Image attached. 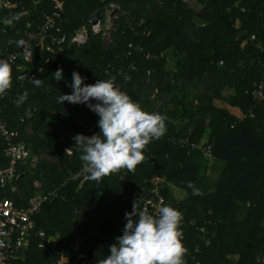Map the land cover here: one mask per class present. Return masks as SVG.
Returning <instances> with one entry per match:
<instances>
[{"label":"trees","instance_id":"16d2710c","mask_svg":"<svg viewBox=\"0 0 264 264\" xmlns=\"http://www.w3.org/2000/svg\"><path fill=\"white\" fill-rule=\"evenodd\" d=\"M13 1L30 8V19L41 24L57 0ZM188 1L64 0L63 41L48 61L39 60L43 70L35 79L42 80L41 87L33 85V78L21 84L12 76L2 102L3 119L35 153L55 160L40 161L32 172L20 167L16 185L28 198L35 193L33 180L40 179L46 188L65 183L59 197L46 202L35 217L16 264H102L109 246L123 234L125 214L134 205L138 214L144 213L140 199L156 175L166 178V205L183 215L186 264H264V96L253 95L257 82L264 80V0H195L200 14ZM111 4L117 5L118 15L108 46L103 32L91 33L82 45L71 43L98 11L105 21ZM27 22L3 24L0 50L27 41ZM172 47L182 56L176 71L167 68L164 54ZM58 69L64 76L59 82L53 77ZM73 71L87 77V84L114 76L116 86L144 110L167 117L166 134L149 143L134 172L121 169L82 187L80 178H70L82 169V146L70 160L60 135L100 132L92 129L99 116L87 106L57 102L71 94ZM25 91L28 99L18 107L15 100ZM216 100L238 108L244 118L218 108ZM208 128L203 145L212 146L221 167L216 181L204 189L210 160L202 149L187 144H201ZM0 165H9L1 137ZM172 186L186 190L187 197L176 198ZM0 195L16 198L4 189ZM92 221L97 232L89 234Z\"/></svg>","mask_w":264,"mask_h":264},{"label":"clouds","instance_id":"9594fccd","mask_svg":"<svg viewBox=\"0 0 264 264\" xmlns=\"http://www.w3.org/2000/svg\"><path fill=\"white\" fill-rule=\"evenodd\" d=\"M16 43L19 46L23 41ZM53 77L57 82L63 80V69H58ZM86 79L73 71L68 85L71 94L59 96L57 102L83 104L100 117L98 134H77L74 137L77 146H82L80 160L82 171L87 174L86 179L100 183L104 177L121 169L134 172L145 160L149 143L166 134L167 117L144 110L116 86L114 76L106 80L98 79L95 84L85 83ZM124 79L130 77L125 75ZM41 81L32 79L35 87H41ZM11 83L9 64L0 63V96L10 89ZM28 95L27 91L19 95L15 104L18 107L23 105ZM188 186L193 187L191 182ZM125 219L123 234L109 246L110 255L102 264H186L187 250L181 231L183 215L179 210L164 205L158 208V215L150 214L147 209L138 214L134 205L133 211L125 214Z\"/></svg>","mask_w":264,"mask_h":264},{"label":"built area","instance_id":"2783aa9c","mask_svg":"<svg viewBox=\"0 0 264 264\" xmlns=\"http://www.w3.org/2000/svg\"><path fill=\"white\" fill-rule=\"evenodd\" d=\"M40 1L36 0L35 4ZM116 7V4H111L110 8L108 7L105 20L107 25H115ZM63 11L64 0H57L51 13H43V22L40 24L35 19H30L32 16L30 8L19 7L13 0H0V30L8 20L13 23L28 20L26 24L27 41L17 49L0 50V63L9 64L11 75L16 77V81L19 83L24 84L28 79L35 78L39 71L43 70V65L39 63V60L46 59L48 61L54 48L61 45L63 41L60 36ZM105 21L100 19L97 24L82 27L76 32L71 43L78 45L86 43L91 33L102 32V24ZM255 39L256 36L251 37V40ZM7 93L8 91L0 96V137L5 144V155L9 160V165H0V191L2 189L9 190L16 195V198L0 195V264H16V260L23 253L35 228V217L40 214L46 202L59 197L65 183L46 188L44 182L36 179L32 182L35 193L28 198L22 196L21 190L16 185V181L20 177L19 168L25 166L27 171L32 172V169L45 159L42 154L35 153L25 141L19 139L18 132L10 129L3 119L2 102ZM253 95L255 99L264 96V80L257 82ZM251 116L254 114L251 113ZM92 129L100 131L98 121ZM75 136L68 132H64L60 136V142L65 145L70 160H73L75 152L80 150L74 140ZM187 146H190L191 149H202L207 159L213 157L211 145L192 143ZM86 175L81 169L70 178H80V187H82L88 181ZM165 184L164 176L156 175L150 180L149 186L145 188L144 197L140 199L143 211L147 209L149 213L158 215V208L167 204L163 194ZM77 213L83 215L80 210H77ZM91 224L93 226L88 229L89 234L97 232L93 221Z\"/></svg>","mask_w":264,"mask_h":264},{"label":"rangeland","instance_id":"374dc122","mask_svg":"<svg viewBox=\"0 0 264 264\" xmlns=\"http://www.w3.org/2000/svg\"><path fill=\"white\" fill-rule=\"evenodd\" d=\"M188 5L192 9H194L197 13H199V14L201 13V9L202 8L200 7V5L195 0L194 1L193 0H189L188 1ZM110 6H109V8H110ZM117 15L115 14V18L117 17ZM106 16H107V12H106ZM102 25H103L102 32L104 34V42H105V45L108 46L110 44L111 40H112V32L115 30V25H107V21L103 22ZM164 54L167 57V66H168V68L169 69H175V68H177L178 67V61L181 60V58H182L181 54L178 53V50L176 48L172 47L169 50H167ZM154 94L155 93H152L151 96L153 97ZM215 104H216V106L218 108H220L222 110L231 109L232 111H234L233 110V107L230 106L226 101L216 100L215 101ZM157 105L160 106L161 105V102L159 101ZM235 111H237V110L235 109ZM238 116L240 117V119H243L244 118V115L241 112L238 113ZM42 156L47 161H55L54 160V157L48 155L47 153H42ZM218 174H217V176H218Z\"/></svg>","mask_w":264,"mask_h":264},{"label":"crops","instance_id":"0c3cea01","mask_svg":"<svg viewBox=\"0 0 264 264\" xmlns=\"http://www.w3.org/2000/svg\"><path fill=\"white\" fill-rule=\"evenodd\" d=\"M167 68H168V66H167ZM169 70L176 71L177 68H175V69H169ZM235 109L237 111H235ZM233 110L234 111H232V112H234V114H237L238 115L239 109L236 108V107L235 108L233 107ZM183 122L184 121H182V120L177 121V123H180V124L183 123ZM210 133H211V128H208L207 131H206V135H205V137H204L201 145L207 143V139H208ZM214 163H215V165H214ZM216 165H217V167H216ZM220 167H221V164L215 162V159L212 157L210 159V166H209V168L206 171V176L208 177V179H207L206 184L203 186L204 189H207L209 186L211 187V184L216 181V179L218 177L217 174L220 173ZM171 190H172V193L175 195V197L178 198V199H180V200H183V199H185L187 197V191L184 190V189H181V188L173 187L172 186L171 187Z\"/></svg>","mask_w":264,"mask_h":264},{"label":"water","instance_id":"95a60500","mask_svg":"<svg viewBox=\"0 0 264 264\" xmlns=\"http://www.w3.org/2000/svg\"><path fill=\"white\" fill-rule=\"evenodd\" d=\"M101 16H102V12L98 11L97 13L91 16L89 23L92 25L97 24L98 21L101 19Z\"/></svg>","mask_w":264,"mask_h":264}]
</instances>
